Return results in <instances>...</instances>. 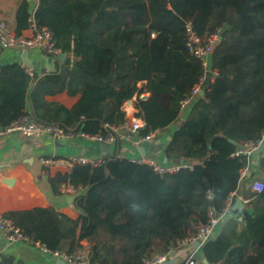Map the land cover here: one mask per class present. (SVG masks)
Segmentation results:
<instances>
[{
    "label": "trees",
    "instance_id": "obj_1",
    "mask_svg": "<svg viewBox=\"0 0 264 264\" xmlns=\"http://www.w3.org/2000/svg\"><path fill=\"white\" fill-rule=\"evenodd\" d=\"M30 17L52 33L62 59L33 79L18 63L0 66V130L26 114L29 101L42 122L106 137L105 127L128 121L123 105L129 100L142 123L138 136L167 130L203 72L186 50L185 25L200 37L221 30L210 58L216 75L205 74L203 95L164 151L173 165L199 162L165 177L119 158L48 176L54 196L63 195L62 185L80 189L72 202L79 216L51 207L8 213L30 245L72 253L85 241L90 263L146 264L194 234L207 222L208 208L221 213L240 198L247 203L202 245V254L207 264H264V186L252 192L240 177L250 158L234 156L264 134V0H37L32 15L23 1L15 35ZM59 93L79 98L70 109L45 100ZM257 166L264 182V155ZM0 264H15L13 256L0 255Z\"/></svg>",
    "mask_w": 264,
    "mask_h": 264
},
{
    "label": "crops",
    "instance_id": "obj_2",
    "mask_svg": "<svg viewBox=\"0 0 264 264\" xmlns=\"http://www.w3.org/2000/svg\"><path fill=\"white\" fill-rule=\"evenodd\" d=\"M23 1L28 3L30 12L36 9L37 0H0V21L4 22L8 30L14 35L15 11ZM29 34L30 32L27 28L21 31L20 36L27 37ZM21 54L0 48V66L18 63L23 67ZM28 58L31 61L29 67L36 74L42 71L51 72L55 69V61L57 60L41 52H28ZM78 98V95L69 97L65 93H59L54 96L45 97V100L48 103L59 104L70 109L77 102ZM189 109L181 110L178 119L167 130L159 131L150 141L138 143L134 137L130 139H116L111 143L82 138L78 135L72 138L55 140L51 136L26 137L16 132L1 134L0 216L5 217L13 211H25L36 207H51L56 212L70 219L78 218V212L72 206L74 196L77 194H64L61 191L63 195L54 196L49 191L47 177H53L58 172L63 174L66 171L64 169L43 167L41 161L44 159L82 156L92 160L105 159L112 161L119 158L130 162V158H145L173 166L165 158L164 151L169 143L172 132L180 127L187 118ZM24 111L26 114L33 115L29 101L26 102ZM125 112L128 119L134 115L132 106L130 114H128L127 110ZM72 129L76 130L75 128ZM262 155H264V149L255 160H252L250 157L248 165L241 171L245 173L241 181L247 182L246 179H248L251 182L258 178L257 165ZM179 162H182L185 167H191L199 161L197 159H185ZM67 197H71L72 201L68 202ZM233 210L234 208L232 207L230 211L222 215L221 228L228 222L236 219ZM201 248H196L194 244L181 248L170 260L180 263L186 257L192 255L196 264H201L204 259ZM3 254L13 256L15 264H55L56 261V259L42 254L37 245H30L24 242L9 243L0 233V255Z\"/></svg>",
    "mask_w": 264,
    "mask_h": 264
},
{
    "label": "built area",
    "instance_id": "obj_3",
    "mask_svg": "<svg viewBox=\"0 0 264 264\" xmlns=\"http://www.w3.org/2000/svg\"><path fill=\"white\" fill-rule=\"evenodd\" d=\"M34 11L31 12V15ZM28 30L29 36L23 37L20 35L12 34L6 24L0 21V48L7 51H13L17 53L38 51L44 55L58 59L61 52L55 46L52 33L46 28H38L33 18L29 19ZM221 30L218 28L216 31L208 37H200L193 30L190 23L185 25V46L188 54L198 60L203 70L201 76L198 78L197 83L191 88L190 92L180 102L181 110L190 108L191 105L200 96L201 85L205 79L206 73H211L213 76L216 72L212 70L210 58L211 52L214 45L220 40ZM24 70L30 78L34 77V72L29 66H24ZM142 127V123L139 119L135 118L134 115L128 119V121L117 127H105L110 134L106 137L99 135L88 136L80 131L74 129L62 127L56 123H46L36 119L33 115L24 114L17 121L12 123L10 126L0 130L1 134L18 133L26 137H40V136H51L55 140H61L66 138H72L78 135L82 138H90L98 141H105L113 143L116 139H130L135 138V141L144 142L150 141L155 137L159 131L149 133L144 137L138 136V129ZM264 137V135H263ZM259 144V143H258ZM257 145L251 143H244L237 147L234 156H244L247 158L251 157V153L257 149ZM45 168H57L64 169L66 172L71 170L74 165L99 167L105 163V159L92 160L82 156H72L68 158H48L41 161ZM130 163L136 165H146L150 167L160 177H165L173 172H176L180 167H185L183 164L177 163L176 165H169L159 163L154 160L145 158H130ZM244 171L241 172L240 177H244ZM264 182L261 179H254L251 181L250 190L252 192L259 193L263 190ZM61 191L64 194H78L80 189H74L69 185H62ZM212 197L210 192H207V198ZM248 200H241L243 204H246ZM232 205L228 201L221 213H217L212 207L208 208L207 211V222L199 226L196 232L178 242L169 248L165 253L155 254L150 261L146 264H164L168 262L172 256H174L179 249L188 247L193 244H197L196 248L202 247L206 242L213 240L222 225V215L230 211ZM0 233L9 243L24 242L30 244L28 239L22 236L18 229L14 227L12 222L4 217L0 216ZM38 246L40 252L44 255H48L53 259H59L65 264H100L97 262L90 263V246L87 242H80L79 247L72 253H66L64 251H48L44 246L35 244ZM175 264H196L192 255L186 257L182 262Z\"/></svg>",
    "mask_w": 264,
    "mask_h": 264
},
{
    "label": "water",
    "instance_id": "obj_4",
    "mask_svg": "<svg viewBox=\"0 0 264 264\" xmlns=\"http://www.w3.org/2000/svg\"><path fill=\"white\" fill-rule=\"evenodd\" d=\"M59 57L62 59V56H61V55H60ZM21 61H22V65H24V66H30V65H31V61H30L29 58H28V52H22V54H21ZM199 95L202 96V95H203V92L200 91ZM147 98H148V94H144V95L140 96L139 99H141V100H146ZM125 105H126V106H132V105H133V100H129V101H127V102L125 103ZM263 149H264V137H263L262 140L259 142L257 149L254 150V151L251 153V158H252V160H255L256 157H257L259 154L262 153ZM179 163L182 164V162H179ZM67 201H68V202L72 201V198H71V197H67ZM233 208H234V209H242V208H243V204H242V202H241V200H240L239 198H236V199H235V201H234V205H233ZM194 246H197V244L195 243ZM202 263H203V264H207V262H206L205 259L202 260ZM55 264H65V263H64L63 261L57 259V260L55 261ZM164 264H175V262L172 261V260H169L168 262H166V263H164Z\"/></svg>",
    "mask_w": 264,
    "mask_h": 264
},
{
    "label": "rangeland",
    "instance_id": "obj_5",
    "mask_svg": "<svg viewBox=\"0 0 264 264\" xmlns=\"http://www.w3.org/2000/svg\"><path fill=\"white\" fill-rule=\"evenodd\" d=\"M124 110H127L128 114L131 113V106H126L125 104L123 105Z\"/></svg>",
    "mask_w": 264,
    "mask_h": 264
}]
</instances>
